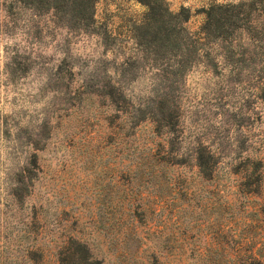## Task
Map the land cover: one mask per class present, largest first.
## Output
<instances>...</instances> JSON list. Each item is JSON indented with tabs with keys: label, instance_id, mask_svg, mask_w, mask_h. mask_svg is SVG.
I'll return each mask as SVG.
<instances>
[{
	"label": "rangeland",
	"instance_id": "obj_1",
	"mask_svg": "<svg viewBox=\"0 0 264 264\" xmlns=\"http://www.w3.org/2000/svg\"><path fill=\"white\" fill-rule=\"evenodd\" d=\"M147 1L0 0V264H264V0H163L193 32L255 4L191 62L143 41Z\"/></svg>",
	"mask_w": 264,
	"mask_h": 264
},
{
	"label": "trees",
	"instance_id": "obj_2",
	"mask_svg": "<svg viewBox=\"0 0 264 264\" xmlns=\"http://www.w3.org/2000/svg\"><path fill=\"white\" fill-rule=\"evenodd\" d=\"M98 0H22L23 3L28 5H39L41 9L46 11H55L64 15L63 19L71 16L68 23L86 25L87 22L95 23V9ZM148 6V13L145 17V25H143V41L146 44H152L154 51L157 55L162 56L166 53H172L179 55L185 53L188 56V61H194L202 49L200 45L207 39H226L230 37L236 31V29H242L247 33L249 40L252 38V32L254 28L245 24V27L238 24V20L241 19V15L248 14L247 20L251 23L249 11H255V4L249 6V10L243 9L244 4L233 5H213L209 9L204 10L205 24L199 31L193 32L187 24L191 20L192 14L189 9L182 8L179 12L171 11L163 0L157 2H145ZM153 28V38L148 39L150 29ZM254 37V35H253ZM144 43V42H143ZM233 44V43H232ZM234 45V44H233ZM264 72V68H263ZM264 80V77H263ZM261 91L264 93V83ZM86 250L85 262L81 264H99L97 261H93ZM67 258L72 257V254L68 253ZM64 260H61L63 264Z\"/></svg>",
	"mask_w": 264,
	"mask_h": 264
}]
</instances>
